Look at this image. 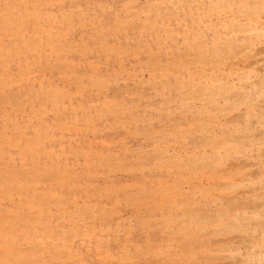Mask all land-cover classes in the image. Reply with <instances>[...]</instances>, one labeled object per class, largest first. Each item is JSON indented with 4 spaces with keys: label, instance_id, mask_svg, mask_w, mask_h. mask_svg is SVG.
Listing matches in <instances>:
<instances>
[{
    "label": "rangeland",
    "instance_id": "1",
    "mask_svg": "<svg viewBox=\"0 0 264 264\" xmlns=\"http://www.w3.org/2000/svg\"><path fill=\"white\" fill-rule=\"evenodd\" d=\"M0 264H264V0H0Z\"/></svg>",
    "mask_w": 264,
    "mask_h": 264
},
{
    "label": "bare ground",
    "instance_id": "2",
    "mask_svg": "<svg viewBox=\"0 0 264 264\" xmlns=\"http://www.w3.org/2000/svg\"><path fill=\"white\" fill-rule=\"evenodd\" d=\"M261 24V23H260ZM259 58H261V57H259ZM255 60H257V59H255ZM238 116V115H237ZM248 178V177H247ZM238 180H240V179H238ZM241 192H243V190L241 191ZM245 194V193H244ZM224 210V209H223ZM231 221V220H230ZM233 221V220H232ZM252 239V238H251ZM238 240V239H237ZM259 240V239H258ZM240 242V241H239ZM251 242V241H250ZM235 244V243H234ZM241 244V243H240ZM259 246V245H258ZM252 247V246H251ZM214 250V249H213ZM226 251V250H225ZM222 254V253H221ZM224 255V254H223Z\"/></svg>",
    "mask_w": 264,
    "mask_h": 264
}]
</instances>
